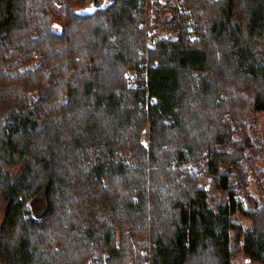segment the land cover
I'll return each instance as SVG.
<instances>
[{
    "label": "trees",
    "instance_id": "trees-1",
    "mask_svg": "<svg viewBox=\"0 0 264 264\" xmlns=\"http://www.w3.org/2000/svg\"><path fill=\"white\" fill-rule=\"evenodd\" d=\"M102 1L0 0V264H264V0Z\"/></svg>",
    "mask_w": 264,
    "mask_h": 264
},
{
    "label": "rangeland",
    "instance_id": "rangeland-1",
    "mask_svg": "<svg viewBox=\"0 0 264 264\" xmlns=\"http://www.w3.org/2000/svg\"><path fill=\"white\" fill-rule=\"evenodd\" d=\"M111 1L112 0H103L101 2L100 6H105L108 3H110ZM95 7H96V4L92 3L86 9V11L89 12V11L95 9ZM147 7L149 9L148 12H147ZM174 9H175V7H172V6H166V7L155 6V7H153V5H152V7H151L150 5H147L146 3L145 4L142 3V15H143L142 21H143V23H145L147 18L151 19L152 15H154L153 24H155V26H156V24H158V20L160 21V17L162 14L165 16V18H169L174 13V11H173ZM141 22H140V24H141ZM156 28L161 30L162 37H168L170 39H176L179 35L178 29L172 28L169 25L164 26V27H161V26L157 27L156 26ZM248 124H249L250 129L252 130V134L258 138V141H262L264 139V113H262V112L250 113L249 118H248ZM261 172H264V161H260L259 162V168L256 170V172L253 173L250 171L249 176H248V192H249L251 198L257 199V201H259V203L264 202L263 189L261 188V185L259 184V181H260L259 177H261L259 175V173H261ZM5 211H6V207L3 205L0 206V229H1V226H2L3 221H4ZM237 220L240 221L244 225V227H247V225L249 223V220L242 217V216H237ZM240 259H243V261L246 264H250L249 258L241 255Z\"/></svg>",
    "mask_w": 264,
    "mask_h": 264
},
{
    "label": "built area",
    "instance_id": "built-area-1",
    "mask_svg": "<svg viewBox=\"0 0 264 264\" xmlns=\"http://www.w3.org/2000/svg\"><path fill=\"white\" fill-rule=\"evenodd\" d=\"M146 3L147 5H150L152 7L159 6V7H166V6H172L176 7L180 10L181 13H185V9L182 7V3L184 0H138ZM149 11L147 7V12ZM153 18L154 15H152L151 19L147 18L146 22L143 23V21L140 24V27L144 29L146 40H147V46L151 47L155 44V42L162 37L161 30L157 29L155 24H153ZM193 28H191L192 30ZM195 34L191 31L190 38H194ZM128 78L131 79V74L128 73Z\"/></svg>",
    "mask_w": 264,
    "mask_h": 264
}]
</instances>
